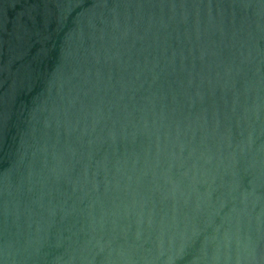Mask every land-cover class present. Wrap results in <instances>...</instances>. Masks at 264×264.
Wrapping results in <instances>:
<instances>
[{"label":"water","instance_id":"water-1","mask_svg":"<svg viewBox=\"0 0 264 264\" xmlns=\"http://www.w3.org/2000/svg\"><path fill=\"white\" fill-rule=\"evenodd\" d=\"M0 264H264V0H0Z\"/></svg>","mask_w":264,"mask_h":264}]
</instances>
